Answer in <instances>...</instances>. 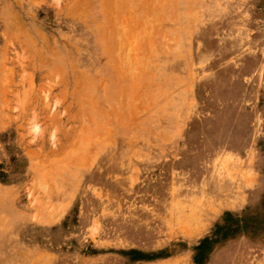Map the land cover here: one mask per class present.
Listing matches in <instances>:
<instances>
[{"label":"rangeland","instance_id":"374dc122","mask_svg":"<svg viewBox=\"0 0 264 264\" xmlns=\"http://www.w3.org/2000/svg\"><path fill=\"white\" fill-rule=\"evenodd\" d=\"M160 186L196 264H264V0H0L6 263L171 233Z\"/></svg>","mask_w":264,"mask_h":264},{"label":"crops","instance_id":"0c3cea01","mask_svg":"<svg viewBox=\"0 0 264 264\" xmlns=\"http://www.w3.org/2000/svg\"><path fill=\"white\" fill-rule=\"evenodd\" d=\"M151 190L152 194L161 195L162 200L159 203L154 200L150 202V205L159 207L167 219L171 217L176 229L170 233L168 225L166 230L162 229V231L157 228L159 226H154L147 232V237L141 239L135 246L82 254L80 264H196L193 250L198 243L197 238L192 240L193 235L185 238L182 228L185 227L191 234L197 233L196 229L201 222L196 220L195 215H197V210H201L200 201L185 205L184 200L180 198L179 191L175 192L172 188L165 186ZM165 198L167 202H164ZM186 210H191V214L185 215ZM179 212H182L181 216ZM200 253L203 251L201 250ZM0 264H7L1 252Z\"/></svg>","mask_w":264,"mask_h":264},{"label":"clouds","instance_id":"9594fccd","mask_svg":"<svg viewBox=\"0 0 264 264\" xmlns=\"http://www.w3.org/2000/svg\"><path fill=\"white\" fill-rule=\"evenodd\" d=\"M39 129V125H34L33 128L30 129V131H36Z\"/></svg>","mask_w":264,"mask_h":264}]
</instances>
